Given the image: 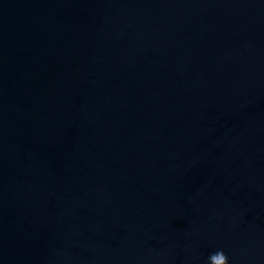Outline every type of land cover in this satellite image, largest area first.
<instances>
[{
    "label": "water",
    "instance_id": "water-1",
    "mask_svg": "<svg viewBox=\"0 0 264 264\" xmlns=\"http://www.w3.org/2000/svg\"><path fill=\"white\" fill-rule=\"evenodd\" d=\"M264 264V0H0V264Z\"/></svg>",
    "mask_w": 264,
    "mask_h": 264
},
{
    "label": "clouds",
    "instance_id": "clouds-1",
    "mask_svg": "<svg viewBox=\"0 0 264 264\" xmlns=\"http://www.w3.org/2000/svg\"><path fill=\"white\" fill-rule=\"evenodd\" d=\"M215 257L216 264H227V257L224 255L223 251H217Z\"/></svg>",
    "mask_w": 264,
    "mask_h": 264
}]
</instances>
